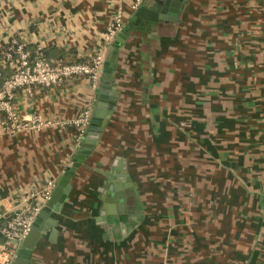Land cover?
Returning a JSON list of instances; mask_svg holds the SVG:
<instances>
[{"label":"crops","instance_id":"obj_1","mask_svg":"<svg viewBox=\"0 0 264 264\" xmlns=\"http://www.w3.org/2000/svg\"><path fill=\"white\" fill-rule=\"evenodd\" d=\"M134 1L0 0V59L17 40L88 62L119 8L115 41L126 34ZM143 22L116 56L106 46L116 106L42 220L30 264H264V0H184L178 21ZM95 97L87 78L16 93L19 115L52 125L0 138V212L73 165V122ZM12 251L0 239V264H14Z\"/></svg>","mask_w":264,"mask_h":264},{"label":"built area","instance_id":"obj_2","mask_svg":"<svg viewBox=\"0 0 264 264\" xmlns=\"http://www.w3.org/2000/svg\"><path fill=\"white\" fill-rule=\"evenodd\" d=\"M145 0H135L131 9L136 11ZM125 25L122 8L114 15L107 27L105 44L98 48L88 62L67 63L62 59H49L42 49L30 52L25 44L13 40L5 52L6 61L14 69L13 75L0 85V138L4 136L42 130L52 123L44 121L41 115L22 117L15 110L14 100L18 91L32 96L35 90L63 85L67 80L87 78L92 90L97 93L102 81L106 61V46L115 41ZM93 106H89L73 123L78 129V142L86 135L91 124ZM56 183L51 180L41 192L29 190L17 201L14 211L7 216L0 212V239L8 242L13 251L10 260L32 231L41 210L50 201ZM7 261V263L9 262ZM9 264V263H8Z\"/></svg>","mask_w":264,"mask_h":264},{"label":"water","instance_id":"obj_3","mask_svg":"<svg viewBox=\"0 0 264 264\" xmlns=\"http://www.w3.org/2000/svg\"><path fill=\"white\" fill-rule=\"evenodd\" d=\"M147 1L135 11L134 17L129 22V28L133 26H138V21L144 20L143 27H150L154 30L159 24H167L171 21H178V15L180 9L183 5L184 0H179L174 2L172 0H153L154 4L151 6L147 5ZM142 23V22H140ZM128 30L126 31V37H128ZM122 35L120 40H116L113 44V55L116 56L120 46L124 43V37ZM109 54L106 58L103 72L102 81L99 85L98 91L95 97V104L93 107L91 124L84 138L81 141L80 149L77 153V157L74 159V163L69 167L65 174L61 176L58 181H56V188L53 191L50 201L43 207L41 213L34 224L32 231L22 242L21 248L19 249L14 264H30L32 257V250L41 236V224L42 220L47 217L55 206L64 203L71 190V179L73 178L77 169L84 162V159L92 153V150L98 143L100 134L104 132L105 124L111 118L114 107L116 106V98H114L109 91L113 84V72L115 71V58L111 57ZM101 86V88H100ZM100 125V126H99ZM117 214H119V219L125 217L124 212L126 210V195H117ZM56 209V210H57Z\"/></svg>","mask_w":264,"mask_h":264},{"label":"trees","instance_id":"obj_4","mask_svg":"<svg viewBox=\"0 0 264 264\" xmlns=\"http://www.w3.org/2000/svg\"><path fill=\"white\" fill-rule=\"evenodd\" d=\"M10 45H6L3 51V58L0 61L4 62L2 66H0V85L7 79H9L13 73L14 69L10 66V64L6 61L5 52L8 50ZM1 56V57H2Z\"/></svg>","mask_w":264,"mask_h":264}]
</instances>
